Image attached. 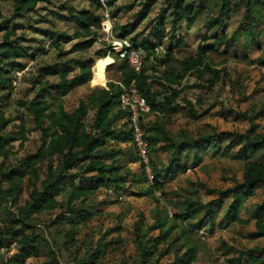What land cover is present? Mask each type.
I'll return each instance as SVG.
<instances>
[{"label":"rangeland","instance_id":"1","mask_svg":"<svg viewBox=\"0 0 264 264\" xmlns=\"http://www.w3.org/2000/svg\"><path fill=\"white\" fill-rule=\"evenodd\" d=\"M109 1L112 23L116 26L115 36L122 26L135 24V31L128 35L129 39L140 33L141 36L137 34L138 44L144 37L154 43L161 42L165 47L163 53L156 55V63L151 59L146 60L145 67L150 76H158L170 67L176 72L180 71L182 61L196 55L199 44L214 46L209 52L208 61L223 74H228L223 75L222 79L211 87L208 79L212 76L209 72L203 75L191 72L182 79L180 85H176V88H182L180 96L176 99L179 106L176 111L162 115L148 110L143 116L142 121L146 126L149 127L154 122L163 124L170 137L169 140L163 137L158 145L161 146L160 150L153 155L157 166L174 168L176 163L171 161L174 157L172 146L183 142L190 144L201 135L221 131L244 133L253 125L256 132L264 134V6L254 5L251 14L254 24L248 26L250 31H244L248 21L244 18L245 6L238 0H231L227 4L229 11L221 10L222 0H188V3L196 4L198 10L193 15L195 22L192 25L186 20L176 23L175 15L172 9H168L166 0ZM236 1L239 5H235ZM149 2L150 5L146 9L145 5ZM20 4L19 0H0V24L10 28L16 26L18 35L24 33L25 44L29 45L32 52L31 56L21 59L22 66L19 69L26 70L21 85L13 87L10 96L0 95V109L11 119L5 133L14 138L9 144L10 156L0 158V170L16 169L18 175L24 176V189L15 202L6 195L0 196V233H6L10 229L18 207L29 199L27 181L31 173L28 166L21 167L19 164L25 157L34 156L42 144L41 131L37 129L28 107L30 100L39 91H46L48 100L55 107L59 102H63L66 109L72 111L82 99H87L98 88H107L110 82L118 84L121 81L120 68L124 63L110 49L108 41L102 38L101 26L91 28L98 36L93 47L87 50L77 51L73 48V44L81 38L64 43L61 48L52 44L53 40H57V34L53 32L68 31L73 35L80 30L78 17L83 10L101 16L102 22L104 6L96 0H47L39 2L33 11L22 12L19 10ZM63 6H67L66 9H63ZM224 31L227 35L223 41L215 40ZM181 34L186 42L180 49H176V37ZM2 36L3 32L0 31V40ZM170 48L175 50L173 49V54L167 55ZM61 49L68 53L60 55ZM104 53L107 55L101 57ZM73 58L92 59L93 77L89 84L64 94L55 89L59 78L52 75L43 76L42 68L51 67V70L55 71ZM73 66H77L76 63L68 62V67ZM78 72V68H75L70 75ZM35 79H48L49 82L45 86H39L34 83ZM153 84L155 92L162 98L166 92L165 86L157 81ZM239 114H248L253 120H250L249 116L247 119ZM257 114L259 115L256 116ZM93 115L92 109L87 118L89 125L93 121ZM22 130L28 138L23 145ZM228 144L229 141L224 140L217 152L213 151V144L206 152L186 145L179 157L183 162H187V170L182 171L184 165H180L176 171L172 169L166 174L163 172L159 175L162 188L147 194L145 192L151 188L156 173L154 175L151 171L154 177L152 180L138 160L133 142L118 140L115 146L121 149L122 153L118 156L116 164L121 166L119 172L124 175L125 180L121 192L115 189L108 192L102 188L91 197L89 209L96 213L78 226L76 244L65 234L73 226L64 219L60 209L33 214V223L47 236L57 253L58 263L53 260L51 253L43 250L39 256L28 258L24 264H77L88 251L95 250L100 244H107L100 264H140L136 226L141 222L146 229L164 213H168L171 218L175 212L174 203L190 199L194 201V208L203 211L205 220V226L192 233L202 248L195 264H238L236 256L239 252L264 247V237L254 236V215L258 207L254 205L263 200L264 188H260L255 196L249 197L245 202V207L239 212L245 220L242 223L229 221L227 215L225 216L229 202L216 209V213L207 214V208L201 207L217 199V192L224 191L243 179L244 161L234 157L238 148L226 149ZM251 158H262L264 161V150L255 153ZM40 168L44 167L40 165ZM0 187L10 188L5 177L0 180ZM66 199V195L59 196V200ZM58 216H61L60 220H57ZM194 222L196 221L186 220L178 224L189 226ZM57 227L62 231H57ZM157 232L152 234L156 235ZM176 233L181 234L180 229L175 230L173 234ZM183 240L180 235L177 244L176 241L164 244L165 249L168 244L170 247L161 258L163 263L175 261L176 248ZM6 241L0 249V254L8 259L18 252V246L12 238Z\"/></svg>","mask_w":264,"mask_h":264},{"label":"trees","instance_id":"2","mask_svg":"<svg viewBox=\"0 0 264 264\" xmlns=\"http://www.w3.org/2000/svg\"><path fill=\"white\" fill-rule=\"evenodd\" d=\"M47 0H19V10L33 11L36 9L39 2ZM101 6L100 0H96ZM152 2V0H149ZM188 0H166L168 9H172L175 15V22L186 20L192 25L195 22L194 14L197 13L196 4H190ZM221 1V0H220ZM224 1V2H223ZM146 3L147 9L150 5ZM231 0H222V9L229 11L228 3ZM245 6L244 18L248 23L243 28L244 31H250L253 26L251 14L253 7L256 4L264 6V0H238ZM237 1L235 5H239ZM108 4L111 2L108 0ZM67 6H63L66 9ZM0 18L2 14L0 13ZM80 30L73 35L68 31H55L57 40H53L52 44L55 47L61 48L62 44L70 43L74 39H80L73 44V48L77 51L87 50L96 42L97 32L92 30V25L101 26V16L91 14L88 11H82L78 17ZM135 24L122 26L120 32H116L118 37L128 38V35L134 33ZM114 25V31H115ZM130 27V28H129ZM0 31L3 32L0 40V95L10 96L11 89L15 86L11 83V73L15 69L21 67V59L32 55L29 45L25 44V34H17L16 26L10 28L0 24ZM139 36L140 33H137ZM134 36L135 46H140L146 49L147 59L153 62L157 61L158 57L155 54V48L161 45V42L154 43L149 38H141V43H137L138 35ZM227 32H223L219 38L215 40L222 42L226 37ZM160 36V35H158ZM129 39V38H128ZM184 36L181 34L176 37V49H180L185 43ZM214 46L209 44H199L196 55L185 58L182 61V69L175 71L173 67L165 70L158 76H150L145 67L140 72H135L129 67L126 59H122L121 81L127 87L132 85L137 87V90L142 94L148 104L149 111L157 112L166 115L169 112H174L179 106L176 104V99L180 96L182 88H176L180 85L182 79L191 72H198L203 75L206 72L211 74L208 79L210 86L216 85L223 75H228L220 69H216L213 64L208 61L209 52ZM173 49L167 50V55L173 54ZM67 51L61 49V54H67ZM175 53V52H174ZM107 53L100 56H106ZM109 55V54H108ZM74 62L77 66L68 67V62ZM115 63V62H114ZM65 66L52 71L51 67L42 68L43 76L52 75L59 78L56 90H61L64 94L72 90L89 84L93 77V60L92 59H70L64 62ZM113 64V63H112ZM110 64V65H112ZM264 67V60L262 61ZM78 68L79 72L70 75L71 71ZM163 83L166 92L160 98L154 90V82ZM49 82L34 80L39 86H45ZM123 88L119 84L110 82L108 87L98 88L92 92L87 99H82L78 106L70 111L66 109L63 102H59L55 107L47 98L46 91H39L29 102L28 107L33 115V121L41 131L42 144L39 151L34 156L25 157L21 160L19 166H28L31 176L28 178L29 199L22 206H19L17 213L13 217V224L10 229L4 233H0V249L7 243V239L12 238L18 246V252L8 259L0 254V264H24L31 256H39L43 250L48 251L53 255V260L57 261V253L52 244L45 236L44 232L38 230L33 223V214L41 212H51L56 209L61 210L64 219L70 222L73 228L65 232L68 239L74 244L77 243L78 226L82 222L91 219L96 212L89 209V201L91 197L97 194L102 188L110 192L115 189L121 192L124 187V175L119 172L120 165H117V158L122 153L121 149L115 146L118 140H126L134 142V130L131 124L130 111L121 106V94ZM94 110L93 121L89 125L87 118L90 112ZM148 113L143 112L141 116V124L146 131V139L149 144V155L151 158L152 173H156L155 180L145 193H154L162 188V182L159 180V175L167 172L176 171L180 165L182 171L188 168L187 162H183L179 157L181 150L186 145H192L198 148L200 152H206L211 144L214 145L213 151L217 152L220 148V143L224 140L229 141L226 149L233 150L238 148L234 157L244 161L243 179L224 191L217 192V199L201 206L207 208V214L216 213V209L222 208L229 202L225 216L229 221L244 222L245 220L239 215L242 208L245 207V202L249 197L256 195L260 188H264V161L262 158L252 159L251 156L264 150V134L258 133L255 126H251L244 133L235 134L231 131H221L211 135L200 136L197 140H192L190 144H176L174 148V157L172 163H176L174 168L169 166L167 169L157 166L153 155L157 154L161 146H158L163 137L170 139L167 128L163 124L154 122L149 127L146 126L142 119ZM238 115V114H237ZM241 115V114H239ZM257 114L256 116H258ZM248 119V114L241 115ZM250 117V116H249ZM253 120L252 117L249 118ZM10 117L0 109V158H8L11 154L9 144L12 136L5 133L10 124ZM22 144L28 140L25 131H21ZM166 145V144H165ZM138 160L141 161L142 167H146L142 162L139 152L135 146ZM25 164V165H24ZM40 165L44 168H40ZM143 167V168H144ZM43 169V172L41 170ZM5 177L8 182V189L0 187V196H7L13 202L18 195L23 191L24 176L18 175L17 170H0V180ZM66 195L65 201L59 200V196ZM2 196V197H3ZM193 200H183L175 202V212L169 217L168 213L157 217L155 223L145 229V225L141 222L136 226V241L140 248V264H195L198 259V253L202 249L201 245L194 238L193 231L200 230L205 226L202 212L194 208ZM258 205L255 212V237H264V198ZM177 209V210H176ZM61 216L57 217L60 220ZM171 220V222H170ZM186 220H195L189 226L181 225L179 222ZM180 229V233H175V230ZM57 231L59 230L57 227ZM158 231L157 234L152 232ZM5 235V236H4ZM180 235L184 239L179 247L176 248L175 261L163 263L161 258L169 251L170 244L165 249L166 243L172 241H180ZM107 244L98 245L95 250H90L83 256L77 264H100L102 256L106 251ZM18 257V258H17ZM237 260L240 264H256L264 262V247L253 248L239 252ZM244 260V261H242ZM238 263V264H239Z\"/></svg>","mask_w":264,"mask_h":264},{"label":"built area","instance_id":"3","mask_svg":"<svg viewBox=\"0 0 264 264\" xmlns=\"http://www.w3.org/2000/svg\"><path fill=\"white\" fill-rule=\"evenodd\" d=\"M100 3L104 6V14L101 22V29L103 31V39L108 41L110 49L115 52L120 58L126 59L129 67L135 72H140L143 68L145 59L147 57V51L140 46H135L134 43L128 38H120L115 36L114 24L111 11L109 8L108 0H100ZM95 25H92V29H95ZM98 36V34H97ZM163 45H158L155 48L156 55H159L165 51ZM263 72H264V67ZM25 69H15L11 73V83L17 87L21 85L23 77L25 76ZM123 88L121 94V106L124 109H129L131 124L134 130V142L139 152L142 162L145 164V168L150 174V178L153 180L154 177L151 175V158L149 155V144L146 139V131L141 124V116L143 112L149 110V104L146 98L140 94L137 87L132 85L127 87L123 83H120Z\"/></svg>","mask_w":264,"mask_h":264},{"label":"clouds","instance_id":"4","mask_svg":"<svg viewBox=\"0 0 264 264\" xmlns=\"http://www.w3.org/2000/svg\"><path fill=\"white\" fill-rule=\"evenodd\" d=\"M103 18V17H102ZM115 32V31H114ZM121 38V37H120ZM130 40V39H129ZM146 50V49H145ZM119 57V56H118ZM120 58V57H119ZM122 59V58H121ZM120 85V82L118 83Z\"/></svg>","mask_w":264,"mask_h":264}]
</instances>
